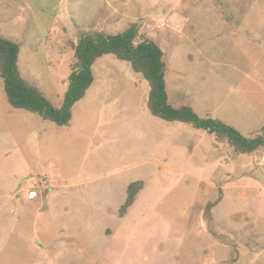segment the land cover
Instances as JSON below:
<instances>
[{"label": "rangeland", "instance_id": "obj_1", "mask_svg": "<svg viewBox=\"0 0 264 264\" xmlns=\"http://www.w3.org/2000/svg\"><path fill=\"white\" fill-rule=\"evenodd\" d=\"M131 23L162 53L168 107L264 137V0H0L20 74L57 108L67 42ZM91 69L63 127L10 108L0 78V264H264V147L153 116L148 82L112 55Z\"/></svg>", "mask_w": 264, "mask_h": 264}, {"label": "trees", "instance_id": "obj_2", "mask_svg": "<svg viewBox=\"0 0 264 264\" xmlns=\"http://www.w3.org/2000/svg\"><path fill=\"white\" fill-rule=\"evenodd\" d=\"M137 35V25L131 23L116 35L96 32L85 37L81 35L75 42H67L65 47L73 49L76 62L68 76V84L62 95L60 108L49 103L36 85L25 80L20 74L17 67L19 40L9 41L0 36V78L9 107L37 114L42 120L58 127L67 126L71 119V106L83 97L94 81L91 69L93 63L103 55H112L121 62L129 63L131 70L148 82L147 105L153 116L167 122L189 123L216 131V145L219 147L228 143L240 155H248L264 147V137H259L258 140L245 139L218 121L204 122L187 107L174 110L168 107L163 81L165 66L162 53L151 41L143 40L135 44ZM139 186V181L128 185L126 199L118 209L119 217L125 215L135 200Z\"/></svg>", "mask_w": 264, "mask_h": 264}, {"label": "built area", "instance_id": "obj_3", "mask_svg": "<svg viewBox=\"0 0 264 264\" xmlns=\"http://www.w3.org/2000/svg\"><path fill=\"white\" fill-rule=\"evenodd\" d=\"M33 195H35V192H32Z\"/></svg>", "mask_w": 264, "mask_h": 264}]
</instances>
